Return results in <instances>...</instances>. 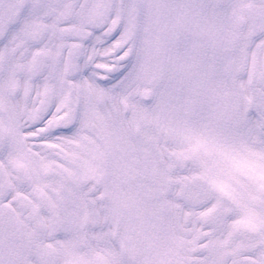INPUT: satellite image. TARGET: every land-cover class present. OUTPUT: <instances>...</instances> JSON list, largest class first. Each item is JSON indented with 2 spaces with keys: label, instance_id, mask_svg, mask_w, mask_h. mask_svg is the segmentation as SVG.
Listing matches in <instances>:
<instances>
[{
  "label": "snow or ice",
  "instance_id": "obj_1",
  "mask_svg": "<svg viewBox=\"0 0 264 264\" xmlns=\"http://www.w3.org/2000/svg\"><path fill=\"white\" fill-rule=\"evenodd\" d=\"M0 264H264V0H0Z\"/></svg>",
  "mask_w": 264,
  "mask_h": 264
}]
</instances>
